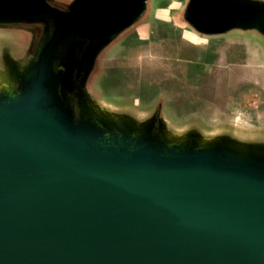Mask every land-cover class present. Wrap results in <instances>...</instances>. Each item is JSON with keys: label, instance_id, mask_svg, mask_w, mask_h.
<instances>
[{"label": "water", "instance_id": "obj_1", "mask_svg": "<svg viewBox=\"0 0 264 264\" xmlns=\"http://www.w3.org/2000/svg\"><path fill=\"white\" fill-rule=\"evenodd\" d=\"M144 1L79 0L61 12L0 0V23L51 30L22 91L0 94V264H264V160L100 125L71 104L100 41L93 25L135 22ZM263 13L244 0H189L186 19L217 36Z\"/></svg>", "mask_w": 264, "mask_h": 264}, {"label": "rangeland", "instance_id": "obj_2", "mask_svg": "<svg viewBox=\"0 0 264 264\" xmlns=\"http://www.w3.org/2000/svg\"><path fill=\"white\" fill-rule=\"evenodd\" d=\"M78 1L46 0L61 12ZM244 1L264 9V0ZM151 24L153 36L145 40L135 35L139 25L117 14L93 25L100 41L77 76V96H69L76 112L80 100L100 125L152 129L170 145L221 146L264 160V23L217 36ZM48 30L35 22L0 23V94L22 91Z\"/></svg>", "mask_w": 264, "mask_h": 264}, {"label": "crops", "instance_id": "obj_3", "mask_svg": "<svg viewBox=\"0 0 264 264\" xmlns=\"http://www.w3.org/2000/svg\"><path fill=\"white\" fill-rule=\"evenodd\" d=\"M148 1L149 0H145L144 2H142V8L143 6H145V4L148 6L145 9L141 10L134 22L135 26L139 25L135 32L136 37L141 40L152 37V21L156 22L158 25L160 24V26L164 25L174 28L176 27L179 29H187L189 31L191 30L190 25L186 19L187 10H184V7L188 4L189 0H185V2L183 0H180L181 3H178L179 1H173L172 5L168 3L169 0H166L159 5L156 4V7H154L156 0H150V2L147 4ZM179 6L182 7L178 9ZM185 32L187 33L188 31Z\"/></svg>", "mask_w": 264, "mask_h": 264}, {"label": "flooded vegetation", "instance_id": "obj_4", "mask_svg": "<svg viewBox=\"0 0 264 264\" xmlns=\"http://www.w3.org/2000/svg\"><path fill=\"white\" fill-rule=\"evenodd\" d=\"M169 27V26H168ZM136 35V34H135ZM42 38H49V36L47 37L46 34H44V37L42 36Z\"/></svg>", "mask_w": 264, "mask_h": 264}]
</instances>
